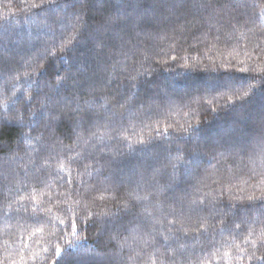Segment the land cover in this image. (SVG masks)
Segmentation results:
<instances>
[{
    "label": "trees",
    "instance_id": "1",
    "mask_svg": "<svg viewBox=\"0 0 264 264\" xmlns=\"http://www.w3.org/2000/svg\"><path fill=\"white\" fill-rule=\"evenodd\" d=\"M183 2L0 0V264H264V0Z\"/></svg>",
    "mask_w": 264,
    "mask_h": 264
},
{
    "label": "snow or ice",
    "instance_id": "2",
    "mask_svg": "<svg viewBox=\"0 0 264 264\" xmlns=\"http://www.w3.org/2000/svg\"><path fill=\"white\" fill-rule=\"evenodd\" d=\"M219 3V0H217ZM105 3H107V0H105ZM192 5L193 7L199 9L201 7L208 8L210 7V4L208 3V0H184V2L180 5L181 7L187 8L189 5ZM86 9L88 13L92 12V8L88 7L87 5L83 6L82 10ZM95 19V17H92ZM125 24L124 21L120 19L119 16H113L111 14H107L104 18L100 19L98 21V27L95 32V37L99 41L100 45L103 47L106 44L104 33H108L116 27H120L121 25ZM48 105H52L51 108H48ZM28 104H25V113L20 114L21 117L27 113L28 111ZM45 108L48 111L49 114V122L56 121L58 123H64V124H73L75 121L73 120L74 115L81 111L79 107L75 109L69 108L68 105H60V102L52 97L48 96L46 97V104ZM43 114V113H41ZM96 116V113L92 110H89V114L86 118H81L80 122H86L91 123ZM16 123H23L22 119H17ZM76 126H79L77 123ZM72 227H75V224L72 225ZM86 230V227L85 229ZM77 251L75 250V245L69 243L67 249H62L57 247L55 252L57 256V261L54 262V264H88V261L81 256L79 260H77ZM260 259H264V257H260Z\"/></svg>",
    "mask_w": 264,
    "mask_h": 264
}]
</instances>
